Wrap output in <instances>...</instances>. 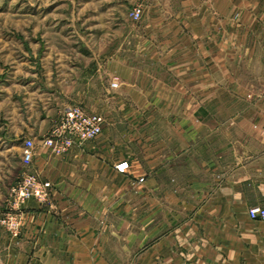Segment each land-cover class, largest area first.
I'll use <instances>...</instances> for the list:
<instances>
[{
	"label": "crops",
	"instance_id": "crops-1",
	"mask_svg": "<svg viewBox=\"0 0 264 264\" xmlns=\"http://www.w3.org/2000/svg\"><path fill=\"white\" fill-rule=\"evenodd\" d=\"M121 1L143 6L139 22L109 7L102 33L69 37L73 52L43 40L38 79L0 78V217L23 171L52 186L47 204L26 202L17 240L0 226V264H264V222L248 216L264 209V116L203 118L222 91L264 106V0ZM110 26L116 54L83 72L78 55L99 58L91 45L108 44ZM100 102L117 118L98 143L64 157L42 147L66 107Z\"/></svg>",
	"mask_w": 264,
	"mask_h": 264
},
{
	"label": "rangeland",
	"instance_id": "rangeland-1",
	"mask_svg": "<svg viewBox=\"0 0 264 264\" xmlns=\"http://www.w3.org/2000/svg\"><path fill=\"white\" fill-rule=\"evenodd\" d=\"M108 2L110 5H107ZM129 2L121 0H0V78L3 80L12 70L16 71V69L22 68L25 71H19V78L16 79L19 84L32 81L33 78L36 79L37 76L33 75L37 74L39 70H43L41 58L45 38L47 41L49 40V45L56 49L65 48L66 50L67 48L70 51L72 46L80 47L82 44L71 42L69 37H75L76 34L84 36L87 30L91 28L92 30L93 28L94 30H102L98 26L101 24L100 21L108 18L106 12L109 7L113 9L114 6H118L114 10L116 17L122 18L124 16L130 20L129 14L135 6L131 1ZM93 3L95 8H93ZM100 30L99 33H102ZM104 31H109V38L106 39L108 44L98 42L92 44L93 46L91 45L94 51L99 52L96 55L99 58L97 57L92 62L87 56L84 57V54V56L78 55L83 72L86 70V63H89L87 65H91L90 67H93L94 70L97 69L94 62H100L102 50L105 52L108 48L111 57L116 54L118 46L116 28L110 26L109 30L105 28ZM84 48H86L85 44L79 50L86 52ZM100 92L99 84L93 88L92 95L96 97L99 94L100 96ZM253 95L252 92L245 90L238 92L234 90L222 91L220 100L207 102L206 106L203 107L207 114L203 118H263L264 106L259 104V100L254 101ZM3 100L4 98L0 101ZM15 100H17L16 97ZM71 106L74 105L68 107ZM82 107L85 111L101 115L103 118H117L116 111H113L114 107L107 105V103L102 104L100 102V104L92 105L90 108ZM196 109L197 107H191L190 113L192 114ZM130 111L131 114L127 118H139L137 113L132 115L137 112V108H130ZM140 112L143 115L141 118H150V116L153 118L155 116L154 108L149 105L142 107ZM162 113H167L166 108ZM101 138L94 140L93 143H98Z\"/></svg>",
	"mask_w": 264,
	"mask_h": 264
},
{
	"label": "built area",
	"instance_id": "built-area-1",
	"mask_svg": "<svg viewBox=\"0 0 264 264\" xmlns=\"http://www.w3.org/2000/svg\"><path fill=\"white\" fill-rule=\"evenodd\" d=\"M143 16V6H135L129 18L139 22ZM111 88H117V83H111ZM104 119L101 115L88 113L80 106H71L63 110L58 120L52 125L48 134L41 140L43 148L55 156H67L72 149L81 147L96 140L103 131ZM34 143L24 141L22 163L30 165L33 158ZM119 173H124L127 165L121 163L115 166ZM52 186L41 180L36 174L23 171L14 185L9 189L6 206L0 217V226L12 239L17 240L21 233L23 211L27 201L33 200L40 205L48 203ZM251 220L264 222V209L248 210Z\"/></svg>",
	"mask_w": 264,
	"mask_h": 264
}]
</instances>
